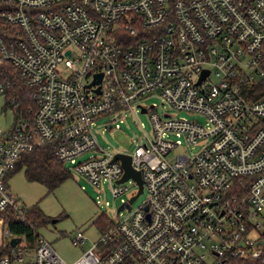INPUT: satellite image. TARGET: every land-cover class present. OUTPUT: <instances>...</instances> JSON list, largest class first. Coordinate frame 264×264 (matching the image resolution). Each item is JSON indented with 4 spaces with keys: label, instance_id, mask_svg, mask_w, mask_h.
Here are the masks:
<instances>
[{
    "label": "built area",
    "instance_id": "obj_1",
    "mask_svg": "<svg viewBox=\"0 0 264 264\" xmlns=\"http://www.w3.org/2000/svg\"><path fill=\"white\" fill-rule=\"evenodd\" d=\"M0 2V95L11 69L34 101L30 119L0 127V264H264V93L255 88L264 81V0ZM153 93L205 123L140 103ZM142 107L151 132L124 153L142 170L143 203L115 211L72 262L36 227L32 245L8 231L11 218L28 219L6 175L44 144L128 202L137 183L116 182L123 167L98 147L93 126L99 115ZM175 134L199 147L188 154ZM92 149L99 154L76 161ZM86 238L78 231L70 243Z\"/></svg>",
    "mask_w": 264,
    "mask_h": 264
},
{
    "label": "rangeland",
    "instance_id": "obj_2",
    "mask_svg": "<svg viewBox=\"0 0 264 264\" xmlns=\"http://www.w3.org/2000/svg\"><path fill=\"white\" fill-rule=\"evenodd\" d=\"M63 65L58 66V70H63ZM142 104H154L157 112L163 109L177 117L186 119H196L205 123L202 115L196 112H186L184 110L173 109L163 102L159 94L153 93L140 100ZM15 119V112L6 102L5 95H0V127L6 128ZM107 121L112 122V127H103ZM93 126L94 138L99 148L110 152L123 151L130 152L136 143L145 139V135L150 134L152 126L149 121V112H141L139 108L131 112L124 111L114 114L99 115L95 119ZM116 123L119 127H116ZM175 140L179 139V148L187 150L188 154L196 151L199 144H187L181 135H170ZM99 154L98 149L87 150L76 157V161ZM65 169L69 170L68 178L64 179L56 188L50 190L48 187L37 181L28 180L24 175V169L20 168L10 175L7 182L11 191L23 201L26 208L37 207L50 220L38 225V233L43 234L53 245L56 252L66 260L72 262L81 253L88 249L91 241L98 237L102 229L117 219L115 213L117 206L122 199H127L129 194H122L113 197L109 184L102 180L99 188L89 183L82 175L71 169V163H62ZM130 186L129 190H134L135 183L126 181ZM129 191V193L131 192ZM146 192H140L133 200V206H137L146 200ZM125 212L123 211L122 214ZM82 231L87 237L79 244H71L72 237ZM261 244L260 247H263Z\"/></svg>",
    "mask_w": 264,
    "mask_h": 264
},
{
    "label": "trees",
    "instance_id": "obj_3",
    "mask_svg": "<svg viewBox=\"0 0 264 264\" xmlns=\"http://www.w3.org/2000/svg\"><path fill=\"white\" fill-rule=\"evenodd\" d=\"M5 7L6 5L0 2V9H4ZM6 30L7 28L3 27L0 22V34H4ZM6 77L11 81L10 87L3 94L6 97L7 104L14 110L15 118L24 117L30 119L34 112V101L30 95L31 89L23 83V80H21L14 70H8ZM261 82L257 84L260 85V89L258 87L255 88L256 91L261 90V93H264V81ZM12 98L14 99L13 102H11ZM20 168L25 170L24 175L28 180L42 183L50 190L56 188L70 174L69 170L65 169L62 162L52 153V148L46 144L40 145L32 151L24 152L14 169L10 170L6 175V179ZM26 215L28 219L26 222H20L11 218L7 229L11 233L24 236L28 244L32 245L36 241V233L33 228L49 221L50 217L37 207L26 208Z\"/></svg>",
    "mask_w": 264,
    "mask_h": 264
},
{
    "label": "water",
    "instance_id": "obj_4",
    "mask_svg": "<svg viewBox=\"0 0 264 264\" xmlns=\"http://www.w3.org/2000/svg\"><path fill=\"white\" fill-rule=\"evenodd\" d=\"M206 73H207V69H203V71L200 74L201 76L197 82H199L206 75ZM100 76H101L100 72H98L97 74H94L95 80L93 82H98L101 79ZM98 88H96V91H98ZM144 111H146V108L142 107L141 112H144ZM116 159L120 161L121 167H123V173L119 178L116 179V182H122V181L127 180L128 178H132L137 183V186H138L137 191L131 195V198L129 199L128 202L127 201L121 202L117 206V209H116V213H117L124 206L129 208L130 207L129 203H131V201H133L140 192H143V182H142L143 180H142V170L133 167V165L131 164L130 154L124 153L121 151H115V154L113 155L110 161L113 162ZM145 209H147V206H145ZM18 240H19V237H12V239L10 240V244L12 245Z\"/></svg>",
    "mask_w": 264,
    "mask_h": 264
},
{
    "label": "crops",
    "instance_id": "obj_5",
    "mask_svg": "<svg viewBox=\"0 0 264 264\" xmlns=\"http://www.w3.org/2000/svg\"><path fill=\"white\" fill-rule=\"evenodd\" d=\"M22 169H23V168H22ZM9 178H10V177H9ZM9 178H8V179H9ZM8 179H7V182L10 180V179H9V180H8ZM7 186H9L8 183H7ZM9 190H11V189H10V186H9ZM15 195H16V194H15ZM16 196H17V195H16ZM17 197H18V196H17ZM18 198H19V197H18ZM19 199H20V198H19ZM20 200H21V199H20Z\"/></svg>",
    "mask_w": 264,
    "mask_h": 264
}]
</instances>
